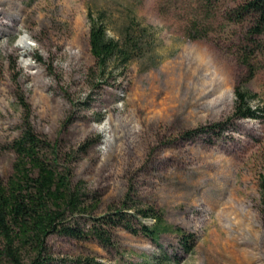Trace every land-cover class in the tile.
<instances>
[{
  "label": "rangeland",
  "instance_id": "obj_1",
  "mask_svg": "<svg viewBox=\"0 0 264 264\" xmlns=\"http://www.w3.org/2000/svg\"><path fill=\"white\" fill-rule=\"evenodd\" d=\"M197 0H0V180L11 175L10 145L29 106L34 131L74 156L72 180L81 183L94 217L120 208H150L196 235L189 254L174 235L158 241L178 264H264V111L257 120H229L233 89L244 68L237 61L247 25L230 24L221 0L205 24L208 38L187 40L183 29ZM90 10L117 38L135 19L156 31L154 67L146 60L100 77L89 51ZM243 88L264 109V58ZM223 123L220 137L184 134ZM85 148H81L83 146ZM60 166L63 161H59ZM153 224V219L144 221ZM118 250L52 235L54 259L90 258L102 264H141L158 246L115 231ZM0 264L2 262L0 261Z\"/></svg>",
  "mask_w": 264,
  "mask_h": 264
},
{
  "label": "trees",
  "instance_id": "obj_2",
  "mask_svg": "<svg viewBox=\"0 0 264 264\" xmlns=\"http://www.w3.org/2000/svg\"><path fill=\"white\" fill-rule=\"evenodd\" d=\"M221 0H197L194 16L183 29L187 40L208 38L209 27L205 24L211 8ZM223 20L230 24L247 21L241 35L237 61L244 68L233 89V111L228 121L261 117L262 108L253 109L251 102L256 95L243 88L263 67L259 57L264 58V0H240L235 6L221 11ZM89 23V51L94 58L100 77L113 70L123 71L133 62L146 59L154 67L156 31L135 19L129 20L117 38L106 34L105 18L101 12L95 16L86 13ZM25 116L21 132L10 148L15 155L11 175L0 180V261L2 264H65L57 260L47 245L50 236L56 235L74 241H92L105 251L118 250L115 231L121 229L134 236H143L158 246V252L145 256L141 264H178L179 258L169 254L158 241L162 235L172 234L182 253L189 254L196 243V235L167 224L150 208H133L122 205L102 216L92 215L94 207L88 205V195L81 183L72 180L74 156L60 158L55 145L37 134L28 122L29 106L23 96H18ZM223 123L199 127L186 132L189 138L201 134L220 137ZM86 147V146H85ZM84 145L80 147L85 148ZM59 161H63L60 166ZM260 201L264 208V176L258 183ZM153 219V224L144 221ZM72 264H102L93 259H73Z\"/></svg>",
  "mask_w": 264,
  "mask_h": 264
}]
</instances>
